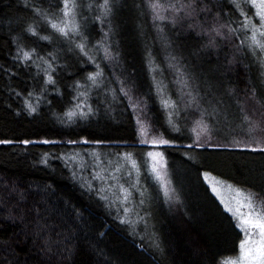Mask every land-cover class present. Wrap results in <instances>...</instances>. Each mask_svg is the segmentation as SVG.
<instances>
[{"label": "trees", "instance_id": "16d2710c", "mask_svg": "<svg viewBox=\"0 0 264 264\" xmlns=\"http://www.w3.org/2000/svg\"><path fill=\"white\" fill-rule=\"evenodd\" d=\"M258 36L264 0H0V264L235 257L242 233L203 174L264 214ZM153 153L175 178L167 197L136 156ZM102 164L139 172L143 211Z\"/></svg>", "mask_w": 264, "mask_h": 264}, {"label": "rangeland", "instance_id": "374dc122", "mask_svg": "<svg viewBox=\"0 0 264 264\" xmlns=\"http://www.w3.org/2000/svg\"><path fill=\"white\" fill-rule=\"evenodd\" d=\"M93 10L94 7H90L89 5L84 8V12L89 14H91ZM262 41L263 39L259 36L256 37L253 48H260L261 61L264 63V44ZM153 75L158 74L154 72ZM153 81L155 82L154 79ZM156 83L159 89L158 92L161 103L169 119L176 106L169 101L168 91L162 89V86L159 85L161 82L158 83L156 80ZM136 156L141 157V167L138 158L134 155L129 156V158L133 157L136 170L140 172V168H142V171H144V160L147 159L149 171L153 173L155 179L159 180L161 178V182L166 181V184H162L164 187L160 190L161 194L167 192L165 195L167 197L169 192L175 191V178L173 179V173L170 171L168 159L164 153H153L149 156H144V154ZM161 161L165 169L160 165ZM102 165L105 167V174H102L104 178H101V180L104 181V185L109 187L111 194L116 196L125 195L126 193L124 197L125 201L134 205L135 208L137 207L138 210L143 211L144 203L140 195L142 193V181H139V172L134 171V173H130L127 166L111 169L110 164ZM150 178L152 179L151 175ZM203 180L224 211L235 220L239 231L242 233V241L238 254L233 258H227L224 264H264V214L257 208L255 196L245 189L236 187L208 173L203 174ZM143 184L146 185L145 182H143ZM122 185H124V187ZM130 188H132V191ZM135 193L140 196H137Z\"/></svg>", "mask_w": 264, "mask_h": 264}]
</instances>
